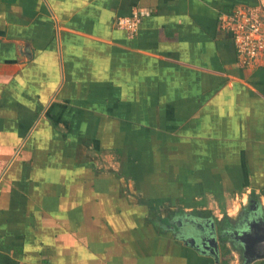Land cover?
Returning a JSON list of instances; mask_svg holds the SVG:
<instances>
[{
	"label": "crops",
	"instance_id": "crops-1",
	"mask_svg": "<svg viewBox=\"0 0 264 264\" xmlns=\"http://www.w3.org/2000/svg\"><path fill=\"white\" fill-rule=\"evenodd\" d=\"M238 5L264 0H0V264H264L231 235L264 218V58L218 25Z\"/></svg>",
	"mask_w": 264,
	"mask_h": 264
},
{
	"label": "built area",
	"instance_id": "built-area-1",
	"mask_svg": "<svg viewBox=\"0 0 264 264\" xmlns=\"http://www.w3.org/2000/svg\"><path fill=\"white\" fill-rule=\"evenodd\" d=\"M139 22L138 11L132 10L129 16L117 19L116 26L133 37ZM218 25L230 34L241 67L252 68L264 58V9L260 5L235 6L219 15Z\"/></svg>",
	"mask_w": 264,
	"mask_h": 264
},
{
	"label": "water",
	"instance_id": "water-1",
	"mask_svg": "<svg viewBox=\"0 0 264 264\" xmlns=\"http://www.w3.org/2000/svg\"><path fill=\"white\" fill-rule=\"evenodd\" d=\"M208 225L209 231L206 234L198 233L192 239L214 254L218 252L216 229L213 222ZM224 235L228 237L227 232ZM231 235L241 245L246 262L264 258V218L256 210L252 215L243 218L240 227L235 228Z\"/></svg>",
	"mask_w": 264,
	"mask_h": 264
}]
</instances>
